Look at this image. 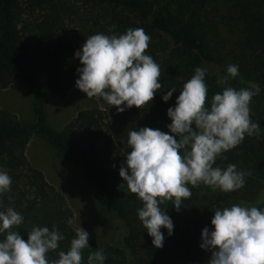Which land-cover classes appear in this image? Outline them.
I'll use <instances>...</instances> for the list:
<instances>
[{"label": "trees", "instance_id": "trees-1", "mask_svg": "<svg viewBox=\"0 0 264 264\" xmlns=\"http://www.w3.org/2000/svg\"><path fill=\"white\" fill-rule=\"evenodd\" d=\"M115 26V27H112ZM129 28L143 29L150 37L145 54L159 65L161 88L144 108L118 113L99 98L105 108L83 109L62 129L47 123L46 100L68 94L78 74L74 52L91 35H121ZM229 64L239 66V76L217 84ZM197 67L206 68L205 106L225 87L239 90L248 82L261 91L250 102V120L260 124L259 136H245L242 143L216 158L215 166L234 164L248 173L236 191H213L189 185L191 196L176 211L171 201L162 208L171 218V236L165 229L162 248L151 244L137 209L135 194L118 189L119 168L129 148L128 132L149 127L168 132L166 112L175 105L183 84ZM22 80L35 99L36 121L21 125L14 113L0 108V170L11 177L10 191L0 197V211L12 207L24 220L13 230L27 241L33 226L56 227L64 235L49 260L70 247L75 237L74 213L62 192L50 184L42 170L32 166L26 148L33 130L81 166L101 194L109 211L123 222L122 245L100 246L89 236L81 264L102 249L104 264H208L210 253L199 244L202 229H212L217 209L233 204L264 208V0H0V89ZM177 92L167 101L168 89ZM171 134V133H169ZM72 220V224L67 221Z\"/></svg>", "mask_w": 264, "mask_h": 264}, {"label": "clouds", "instance_id": "clouds-1", "mask_svg": "<svg viewBox=\"0 0 264 264\" xmlns=\"http://www.w3.org/2000/svg\"><path fill=\"white\" fill-rule=\"evenodd\" d=\"M149 40L139 28H129L118 36H89L73 54L81 65L76 69L75 87L88 98H102L118 113L149 105L161 88L159 65L145 54ZM206 73V68L197 67L183 84L175 105L166 112L171 121L167 133L149 127L128 132L129 150L119 168L123 182L118 189L135 194L142 202L137 215L155 248L163 247L161 229L171 236L174 228L161 205L171 201L179 211L182 200L192 194L189 185L203 184L221 192L241 189L248 173L234 164L223 169L213 165L245 136L260 134V124L250 120L249 107L260 93V85L248 82V87L239 90L225 87L205 106ZM238 76L239 66L229 64L217 84L225 85ZM175 92L174 87L168 89L162 101L167 102ZM11 182L8 173L0 170V197L10 191ZM23 220L12 207L0 211V264H81L82 250L89 247L85 229L76 228L67 252L59 251L58 259L49 260L47 253L58 249L64 235L55 226L51 230L33 226L25 242L13 230ZM210 224L211 230L202 229L199 244L211 254L208 264H264V208L233 204L214 211ZM105 259L100 249L88 256L87 264H104Z\"/></svg>", "mask_w": 264, "mask_h": 264}, {"label": "rangeland", "instance_id": "rangeland-1", "mask_svg": "<svg viewBox=\"0 0 264 264\" xmlns=\"http://www.w3.org/2000/svg\"><path fill=\"white\" fill-rule=\"evenodd\" d=\"M106 105L97 97L88 98L75 87L64 97L50 95L46 100L47 123L56 130L62 129L79 111ZM0 108L16 115L23 126L36 121L35 99L22 80H15L0 89ZM30 164L46 176L50 184L63 193L73 213L77 227L85 229L100 246L122 245L126 228L114 213L108 210L101 194L87 179L83 168L65 155L44 136L33 130L26 148Z\"/></svg>", "mask_w": 264, "mask_h": 264}]
</instances>
